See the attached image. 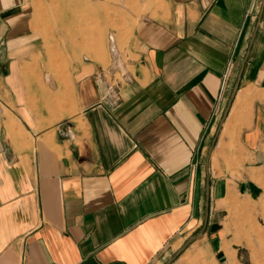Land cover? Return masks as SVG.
Masks as SVG:
<instances>
[{
  "label": "crops",
  "instance_id": "obj_1",
  "mask_svg": "<svg viewBox=\"0 0 264 264\" xmlns=\"http://www.w3.org/2000/svg\"><path fill=\"white\" fill-rule=\"evenodd\" d=\"M40 3L0 0V264H233L215 202L264 198V0H141L57 72Z\"/></svg>",
  "mask_w": 264,
  "mask_h": 264
},
{
  "label": "rangeland",
  "instance_id": "obj_2",
  "mask_svg": "<svg viewBox=\"0 0 264 264\" xmlns=\"http://www.w3.org/2000/svg\"><path fill=\"white\" fill-rule=\"evenodd\" d=\"M140 1L49 0L48 5L39 4L43 9L34 10L35 25L26 27V35H38L41 65L57 72L63 65L61 49L65 36L70 37L72 50L75 46L81 54L99 56L110 46L111 33H126V26L117 24V19L122 23L126 8ZM27 16L31 17L30 10ZM255 96L264 124V88ZM215 205L220 210L215 240L225 254L231 253L233 264H264V198L249 200L227 192ZM198 252V264H213L211 256Z\"/></svg>",
  "mask_w": 264,
  "mask_h": 264
},
{
  "label": "water",
  "instance_id": "obj_3",
  "mask_svg": "<svg viewBox=\"0 0 264 264\" xmlns=\"http://www.w3.org/2000/svg\"><path fill=\"white\" fill-rule=\"evenodd\" d=\"M234 92V89H233V91H232V93Z\"/></svg>",
  "mask_w": 264,
  "mask_h": 264
}]
</instances>
